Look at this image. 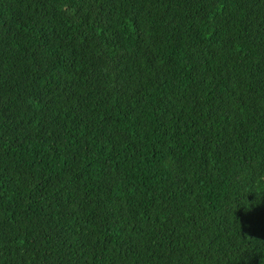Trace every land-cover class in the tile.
<instances>
[{"label":"trees","instance_id":"trees-1","mask_svg":"<svg viewBox=\"0 0 264 264\" xmlns=\"http://www.w3.org/2000/svg\"><path fill=\"white\" fill-rule=\"evenodd\" d=\"M0 264H264V0H0Z\"/></svg>","mask_w":264,"mask_h":264}]
</instances>
